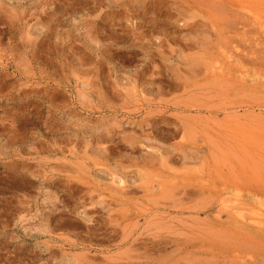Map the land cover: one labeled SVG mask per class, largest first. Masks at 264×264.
Here are the masks:
<instances>
[{
    "label": "rangeland",
    "instance_id": "obj_1",
    "mask_svg": "<svg viewBox=\"0 0 264 264\" xmlns=\"http://www.w3.org/2000/svg\"><path fill=\"white\" fill-rule=\"evenodd\" d=\"M257 1L0 0V264H264Z\"/></svg>",
    "mask_w": 264,
    "mask_h": 264
},
{
    "label": "bare ground",
    "instance_id": "obj_2",
    "mask_svg": "<svg viewBox=\"0 0 264 264\" xmlns=\"http://www.w3.org/2000/svg\"><path fill=\"white\" fill-rule=\"evenodd\" d=\"M260 1H264V0H260ZM257 2H259V0L257 1ZM263 3V2H262ZM263 6H264V4H262ZM262 217V216H261ZM260 219V218H259ZM257 220V219H256Z\"/></svg>",
    "mask_w": 264,
    "mask_h": 264
}]
</instances>
